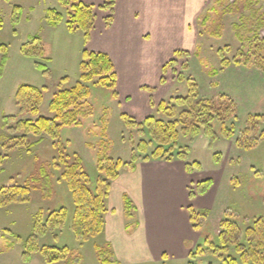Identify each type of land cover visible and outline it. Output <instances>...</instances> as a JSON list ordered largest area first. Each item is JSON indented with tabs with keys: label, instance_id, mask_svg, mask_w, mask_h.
Returning <instances> with one entry per match:
<instances>
[{
	"label": "rangeland",
	"instance_id": "374dc122",
	"mask_svg": "<svg viewBox=\"0 0 264 264\" xmlns=\"http://www.w3.org/2000/svg\"><path fill=\"white\" fill-rule=\"evenodd\" d=\"M248 1L226 0L221 2L220 0H207L201 17L190 27L192 33L196 32L195 34L170 35L168 38L167 36L156 35H144L142 37L143 43L151 47H149V50L156 55L157 59L156 68L154 66L148 70L143 68L141 72L143 81L152 82L155 72L159 78L162 60L170 61L172 54L174 53L175 56L176 51L189 52V54L183 53L180 55L177 63H171L166 67V71L163 72L162 76L164 82L160 86L156 88L141 87L139 94L144 96V101L147 103L142 106L141 114L143 115H136L128 109L131 98L126 99L122 96L116 99L111 90L90 83L91 95L86 103L88 113L87 116L82 117L80 126L63 127L61 137L58 140H54L48 135L34 136L29 134L24 141L15 143L14 140L7 141L4 137L15 138L22 135L23 132H12L11 126H14L19 119L32 118L28 113H21V109L17 105L18 87L21 84L46 87L40 115L53 117L54 114L49 109L52 96L59 89L70 88L77 83L81 75L80 62L83 51L85 48H90L87 47L83 31L79 30L72 33L68 29L66 21L70 9L61 5L59 0H12L11 2L0 0L4 21L3 27L0 28V44H6L9 47V58L0 80V156L5 152L2 147L3 144L8 142L12 146L15 145L9 150V158L0 163V185L11 182L24 183L32 176L38 175L42 165L48 166L54 182V193L50 198H45L39 189L35 191L34 198L30 203H17L0 207V264H48L39 254L25 260L23 258L25 243L33 234L37 213L42 211V218H46L51 211L58 210L61 207H66L69 212L66 225L61 229L48 233L40 240V244L67 246L74 253L78 252L82 255V260L78 264H103L96 252L95 243L108 246L107 235L101 237L100 234L94 239L82 242L76 238L72 230L74 203L71 191L62 179L63 166L59 157L60 151L69 160L73 159L74 154L80 155L92 177L93 183H96L99 176L97 162L100 152L107 153L115 160L121 159L125 162L120 171L121 176V174L132 169L130 164L134 155L138 158L137 162L142 161L147 154H151L158 144L152 141L145 153L138 148L140 141L145 140L148 142L152 139L145 132L146 129L141 127V122L151 115L165 121L171 120L158 110L160 102H167L173 106L176 116L189 108V103L179 104L175 101L177 97L188 95L189 82L187 79L189 77L199 84L200 97L213 98L222 92L224 86L221 77L212 78L209 73L213 69H218L220 71L219 75L222 74L224 68L223 58L232 63H236L237 60L240 63H245L246 60L250 59L252 66L257 65L250 68H256L259 73H263L264 71L257 67L259 62H264V0L256 3V12H258L256 16L253 15L254 13L251 12L252 9L250 8L253 0H250L252 3H248ZM104 2L103 0L101 3L94 5L97 16L94 41L99 46L109 43L103 28L107 27L106 18L114 11L113 9L111 13L101 9L100 6ZM15 6H20V10L14 14ZM226 7H232L231 10L233 11L225 13L224 9ZM50 8L57 9L64 15L63 22L58 26L49 25L45 19L46 11ZM206 14H210V19L205 23L204 17ZM37 34L40 35L41 42L40 46H37L38 48L34 47L37 50L35 52L36 56L26 55L22 50V46L30 42V37ZM194 43H196L195 48L193 47ZM33 46H36V44H29L28 48L33 49ZM40 47H42L41 50ZM103 48H106V46H103ZM196 52H198V56ZM233 67L237 68L239 66L233 64ZM242 110L244 109L242 108ZM241 113V115L239 113L240 119L235 123L238 129L232 140L237 148L234 156H241L240 162L230 160L226 165L227 168L225 166V172L230 168L231 172L241 170L239 173H235L231 179L232 190L229 202L231 206L226 211L230 210L231 213L239 216L237 222L244 230L251 222V218L255 216L264 217V139L251 149L238 147L236 139L239 132L247 130L248 126L250 132L246 137H248V142L254 143L264 130V120L255 119L250 121L248 125V114ZM122 114L133 117L140 124L129 126L128 121ZM5 116L12 118L5 122ZM223 125L220 119H215L212 122L213 130L218 136L217 139H214L215 147H219L218 145L221 142H226L218 141L221 139L219 136H222L221 126ZM225 125L231 126V122L227 121ZM179 128L182 129V126ZM202 130V134H204V127H202ZM193 140L194 138L190 135L184 136L181 134L178 147L185 151L189 149ZM31 142H36V145L31 151H28L26 144ZM19 144L23 145L20 146ZM239 149L243 150L240 152ZM225 150L227 151V147H225ZM207 155L209 154H203V169H201L202 166H198L196 167L198 168L197 172L213 171L215 173L220 171L225 165V162H223L224 157L221 154L216 155L214 162L219 163L220 159L222 161L215 170L212 168L210 158ZM55 158H58L57 161L60 167H49ZM228 166L230 167L228 168ZM193 169L194 166L190 170L192 174L194 173ZM209 187L200 193L198 191H195V193L197 195L206 194ZM117 191H119V187L116 185L113 195ZM108 205V213L116 216L118 209L115 210L114 205L111 203ZM199 213L205 214L203 212ZM223 217L224 215L219 217L218 223ZM245 218L250 220L246 221ZM124 222L129 228L132 224L139 223V210L137 209V214L132 218L125 216ZM201 224V227H195L198 232L196 242L194 240L185 242L191 252L197 250L200 245L208 248L205 246L206 238L210 237L214 241L220 232L219 224L216 230L211 216L202 219ZM110 247L112 248V246ZM191 252L187 258L164 254L159 259L144 262L139 260L135 264H223L211 253L198 254L192 257ZM233 254L239 256L236 253ZM126 260L133 261L129 257ZM54 264H66V261L63 260ZM115 264L125 263L117 262Z\"/></svg>",
	"mask_w": 264,
	"mask_h": 264
},
{
	"label": "trees",
	"instance_id": "16d2710c",
	"mask_svg": "<svg viewBox=\"0 0 264 264\" xmlns=\"http://www.w3.org/2000/svg\"><path fill=\"white\" fill-rule=\"evenodd\" d=\"M11 2L12 0H5ZM117 0H105L100 6L101 9L111 12L113 11ZM221 2L226 0H220ZM228 1V0H227ZM256 1V2H255ZM260 0L248 1L254 16L256 12V3ZM60 4L69 8L68 20L66 21L68 29L75 33L79 30L83 31L86 44L91 40V35L96 25L95 6L83 2L82 0H59ZM232 7H226L225 13H229ZM20 10V6L14 7V14ZM262 15V14H261ZM113 14L106 18V26H110L113 21ZM17 18V17H16ZM45 19L47 23L53 27L58 26L64 20V15L57 9H47ZM210 19V14H206L204 22ZM4 21L0 8V28L3 27ZM39 41V43H38ZM41 37L39 34L30 37V42L22 46V50L26 55L36 56L37 46H40ZM33 43V49L28 48L29 44ZM42 47H40V50ZM183 53L189 54L188 51L178 50L175 56L164 67L171 63L178 62V58ZM197 56H198V52ZM9 58V47L6 44H0V80L3 76L5 65ZM224 67L241 65L247 67L252 66L251 60H246L245 63L229 62L223 58ZM264 71V62H259L258 67ZM81 75L77 83L65 89H59L52 96L49 109L54 114L53 117L40 115L41 105L44 102L46 87H38L31 84H21L18 87L16 94L17 105L21 109V113H28L32 118L19 119L14 126H11L12 132H23L17 137L4 138L14 140L15 143L22 142L27 139L29 134L34 136L48 135L54 140L61 137V131L65 126H80L82 117L87 116L86 103L91 95L90 83L99 85L112 91V95L117 99L120 97L118 90L119 77L116 70L114 60L107 52L95 51L85 48L80 62ZM218 69H213L209 76L214 78L219 75ZM189 82V93L186 97H177L175 101L179 104L189 103V108L182 111L178 116L174 113V107L167 102L161 101L158 105V110L167 115L171 120L165 121L155 116H148L141 124L136 119L127 114L122 116L131 124H140L145 132L151 136L150 141L142 140L139 142L138 148L145 153L148 151L152 141L158 143L156 148L143 158V161L149 160H174L175 158H187L188 150L182 151L178 147V142L181 134L195 138L202 134L204 127V135L210 138L211 141L217 139V133L213 130L212 122L215 119H220L224 124L221 126L222 136L226 139L233 140L236 130V122L240 119L238 105L230 95L220 93L217 97L202 98L200 97L199 84L196 80L187 79ZM164 77H162V83ZM261 115H249L248 125L250 121L255 119L264 120ZM12 117L5 116V122H8ZM227 121L231 122V126L225 125ZM182 126V129L179 127ZM256 127V125H255ZM240 131L236 139V145L241 148L251 149L264 139V130L260 133L259 139L254 143L248 142L249 130ZM42 139V138H41ZM20 145V144H19ZM23 145V144H22ZM20 145V146H22ZM36 145V142L26 144V149H31ZM15 146V145H14ZM14 146L8 142L3 144L5 152L0 156V163L5 162L9 158V150ZM18 146V145H17ZM179 149V150H178ZM177 151V153H176ZM60 160L63 166L62 179L67 183L71 191L74 211L72 217V230L77 239L82 242H87L102 234L105 230L106 215L108 213V200L114 180L120 177V171L125 162L121 159H114L107 153L98 154L97 169L99 176L96 183H93L92 177L88 172L84 160L78 154H74L72 160L63 155L60 151ZM58 157V158H59ZM57 158V159H58ZM55 158L49 167L55 166L59 168L60 164ZM138 158L133 156L131 168H134ZM129 165V164H127ZM129 165V166H130ZM209 181H205L198 185L197 191L200 193L209 187ZM208 186V187H207ZM42 191L45 198L52 197L54 193L53 175L48 169V166L42 165L39 174L32 176L31 179L24 183L11 182L0 185V207H7L11 204L30 203L34 198L35 191ZM195 191L191 190V195ZM124 212L127 218H132L137 214V206L134 201L124 195ZM43 212L37 213L34 221V230L31 237L25 243V251L23 258L29 260L33 255L39 254L48 264H54L59 261H66V264H78L82 260L80 253H74L67 246L40 244V240L48 233L56 229L63 228L69 218V212L66 207H61L58 210L51 211L47 217H43ZM239 216L231 213L230 210L224 213L223 219L219 222L220 232L216 240L206 238L205 248L200 245L197 250L191 252V256L195 257L198 254H213L223 264H264V217L255 216L251 218L246 229L237 222ZM190 218L193 226L199 228L202 226L201 220L205 218V214L197 212L195 209H190ZM247 218H245L246 220ZM247 219L246 221H249ZM95 249L100 261L103 264H115L118 262L113 249L108 246H103L95 243ZM232 251V252H231ZM233 253L238 254L235 256Z\"/></svg>",
	"mask_w": 264,
	"mask_h": 264
},
{
	"label": "crops",
	"instance_id": "0c3cea01",
	"mask_svg": "<svg viewBox=\"0 0 264 264\" xmlns=\"http://www.w3.org/2000/svg\"><path fill=\"white\" fill-rule=\"evenodd\" d=\"M82 1L95 5L103 0ZM206 2L207 0H117L113 22L103 28L108 44L99 46L95 43V27L87 47L107 52L112 57L119 76L120 97L131 98L128 108L131 113L143 115L142 106L147 103L144 96L139 94L141 87L160 86L163 67L169 61L162 60L159 78L155 72L152 82L143 81V68H156L157 59L150 52V46L143 43L142 37L156 35L168 38L170 35L195 34L190 27L201 17ZM193 47H196V43ZM173 56L174 53L170 60ZM222 74L218 75L224 86L220 93L235 99L240 115L245 112L248 116H264V72L259 73L256 68L241 65L234 68L232 64L224 67ZM220 138L218 141L226 142H219V147H215L214 141L201 134L192 141L187 158H175L171 161L142 160L112 183L108 204H113L114 209H118V214L115 212L116 216L109 213L106 215L105 230L101 237L107 235L108 244H111L118 262L135 264L139 260L144 262L159 259L164 254L187 258L191 251L185 242H196L198 238V232L190 218L191 208L205 213L206 219L211 216L217 230L219 217L231 206V179L241 171L231 172L230 168L225 172L229 161L240 162L241 156H234L237 148L232 140ZM240 149L238 151L241 152L243 149ZM203 154H209L207 156L213 169L216 170L222 161L220 159L219 163L214 162L217 154L224 157L225 165L215 173L197 172L196 167L202 166L203 169ZM191 165L194 166L193 174L190 172L193 168ZM205 181L210 183L207 193L191 195V188L197 191L198 185ZM116 185L119 191L113 195ZM124 195H128L139 210L140 222L132 224L131 229L124 222ZM128 257L133 261L126 260Z\"/></svg>",
	"mask_w": 264,
	"mask_h": 264
}]
</instances>
